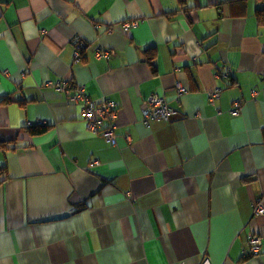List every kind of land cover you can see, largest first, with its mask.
Instances as JSON below:
<instances>
[{"label":"crops","instance_id":"obj_1","mask_svg":"<svg viewBox=\"0 0 264 264\" xmlns=\"http://www.w3.org/2000/svg\"><path fill=\"white\" fill-rule=\"evenodd\" d=\"M0 171V264H264V0H0Z\"/></svg>","mask_w":264,"mask_h":264},{"label":"built area","instance_id":"obj_2","mask_svg":"<svg viewBox=\"0 0 264 264\" xmlns=\"http://www.w3.org/2000/svg\"><path fill=\"white\" fill-rule=\"evenodd\" d=\"M139 22H127L123 25L125 30L137 26ZM81 47L77 49L76 57L79 56ZM112 52L107 51H97V58H110ZM55 88L57 91L64 93L70 97L75 103H83L82 115L83 119L86 121L89 130L95 134L101 136L106 143L110 145L117 144V124L116 120L118 117V104L111 100H105L101 103L95 102L87 93L84 86L75 87L69 81L62 80L56 83ZM179 95L186 93L185 88H179ZM221 89H216L210 95L211 102L219 97ZM256 94L257 92H253ZM242 100H237L234 102V109L232 110V115L237 116L241 110ZM177 112L168 107L164 98L159 96H150L146 101V107L144 109V119L146 123L156 119H169L170 117L176 115ZM254 216H260L264 214V199L258 200L254 204ZM262 241L259 237L250 235L248 239V251L245 253V257L255 256L260 253ZM185 264V263H180ZM201 264H210L209 260L203 261Z\"/></svg>","mask_w":264,"mask_h":264},{"label":"trees","instance_id":"obj_3","mask_svg":"<svg viewBox=\"0 0 264 264\" xmlns=\"http://www.w3.org/2000/svg\"><path fill=\"white\" fill-rule=\"evenodd\" d=\"M262 14V13H261ZM262 17V16H261ZM38 132H40V130H37V129H35V128H31V133L32 134H35V133H38ZM1 172V171H0Z\"/></svg>","mask_w":264,"mask_h":264}]
</instances>
